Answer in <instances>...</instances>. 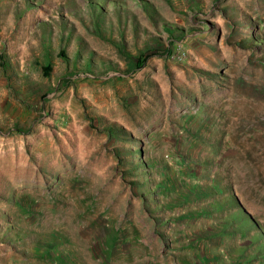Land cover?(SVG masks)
<instances>
[{"label":"rangeland","instance_id":"obj_1","mask_svg":"<svg viewBox=\"0 0 264 264\" xmlns=\"http://www.w3.org/2000/svg\"><path fill=\"white\" fill-rule=\"evenodd\" d=\"M0 264H264V0H0Z\"/></svg>","mask_w":264,"mask_h":264},{"label":"bare ground","instance_id":"obj_2","mask_svg":"<svg viewBox=\"0 0 264 264\" xmlns=\"http://www.w3.org/2000/svg\"><path fill=\"white\" fill-rule=\"evenodd\" d=\"M18 165V164H17ZM26 168V167H25Z\"/></svg>","mask_w":264,"mask_h":264}]
</instances>
